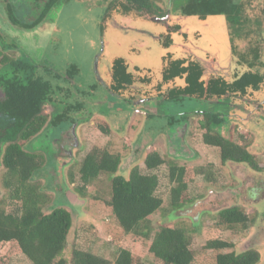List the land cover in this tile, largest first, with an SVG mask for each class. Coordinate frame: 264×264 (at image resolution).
Instances as JSON below:
<instances>
[{
  "label": "rangeland",
  "instance_id": "374dc122",
  "mask_svg": "<svg viewBox=\"0 0 264 264\" xmlns=\"http://www.w3.org/2000/svg\"><path fill=\"white\" fill-rule=\"evenodd\" d=\"M155 1L164 11L169 9L170 20L179 13L174 0L171 3L168 0ZM233 2L245 4L244 12L248 19H257L264 25V0H233ZM105 5V0H62L50 9L40 27L28 31L12 29L8 34L9 40L21 45L34 61L47 62L48 65L52 67L54 65L58 69H65L71 64L77 66L79 75L75 79L76 86L80 85L84 88L96 84L100 87V84L108 81V70L117 58L124 59L130 68L140 69L139 75H147L148 70L152 82L155 83L160 77L162 57L167 52L178 54L180 47H177V43L183 42L180 32H172L175 45L170 46L166 51L158 40V36L166 31L164 24L147 18L128 17H115L103 21ZM177 20L186 36L188 48L183 49L187 55L190 54L195 58L192 52L200 54L198 50H202L215 56L220 64L226 62L229 55V36L223 16H210L205 21H199L195 17H180ZM262 35L264 41V32ZM262 47L263 55L264 42ZM6 54L19 58L16 51L7 50ZM205 60H200L205 65L203 67H210L212 64L208 58ZM262 62L264 74L263 58ZM253 95L255 99H263L264 86H260ZM2 96L3 91L0 90V98ZM180 101L177 102L179 105L175 112H180L181 119V116L188 114L193 107L185 100ZM226 102V99L212 100L208 110L227 118L224 112ZM262 104L264 105V101ZM43 111L49 115L52 108L45 104ZM150 112L148 110V113ZM229 112H231L228 116L229 121L222 125L220 133L226 139L236 140L246 148L264 169V112L260 113L261 117L245 120V126L234 115L235 112L233 113L232 110ZM99 116L101 117L91 116L85 110L82 115L73 116L76 122L63 125L64 130L57 139L54 137L53 140L50 133L44 137L42 134L23 147L28 152H40L46 158L44 165L36 172L34 181L40 182L41 188L50 195L52 199L50 209L62 207L71 214L72 227L67 236V248L63 253L65 259L69 258L71 247L75 245L81 250L109 261L115 258L119 249H126L136 254L143 262H152V256L148 252L150 241L125 235L117 226L110 208L105 205L110 195L112 175H100L85 187L84 195L77 192L82 186L78 169L85 154L95 146L121 156L117 175L125 178L133 166L138 167L142 173L146 172L142 164L143 158L151 151L158 152L166 161H173L191 169L196 167L207 169V166L211 165L213 172L211 181L208 182L204 180V176L197 175L188 185V195L194 199V202L179 212L168 214L167 217L165 204L170 189L167 169L161 166L155 172L159 178L157 195L163 199L164 209L150 217L151 225L156 230L158 224L165 220L177 226L193 228L192 264H213L215 252L203 249L207 241L215 239L231 241L234 243L233 251L239 252L247 243V237L253 235V231H259L261 236L264 235V220L256 229L252 228V225L246 234L210 226L211 218L221 209L238 205L248 216L255 217L257 214L253 209L257 208L258 212L262 210L264 201L249 203L250 200H247L245 203L240 196L233 195L232 190L235 189L238 178H242L243 174L252 175L253 172L231 162L221 164L218 151L202 144L203 131L199 129L201 115L193 117L185 115L172 130L163 128L165 122L162 115L150 114L146 118L142 114L132 115L130 112H124L118 115ZM103 124L110 127L109 135L99 131V125L103 126ZM53 141L57 142L53 143ZM2 172L0 166V176ZM2 195L4 191L0 188V197ZM45 211L49 210L45 209ZM258 216L264 217V212L260 211ZM5 250L6 247L2 246L0 254L3 255ZM10 259L9 264H30L21 255H13Z\"/></svg>",
  "mask_w": 264,
  "mask_h": 264
},
{
  "label": "trees",
  "instance_id": "16d2710c",
  "mask_svg": "<svg viewBox=\"0 0 264 264\" xmlns=\"http://www.w3.org/2000/svg\"><path fill=\"white\" fill-rule=\"evenodd\" d=\"M105 16H158L162 8L155 0H106ZM181 14L205 21L210 16H223L226 22L229 40L233 37L244 39L251 34H258L261 22L251 20L245 15V4L234 3L233 0H174ZM47 9H44L45 16ZM253 28L257 30L254 31ZM165 46L172 41L168 34ZM253 47L246 53H238L234 62L233 80L226 82L206 83L201 81V69L192 62L182 63L168 60L162 82H173L176 77L184 79L182 87L171 89L168 99L180 101V96L219 97L233 88V92H244L249 87L258 88L264 85V79L256 71L251 72L258 63L259 49L257 37L252 38ZM240 52V51H239ZM8 65L5 75H0V166L3 172L0 176V188L4 195L0 197V249L6 247L0 254V264H9L11 256L21 255L30 264H192L194 252L191 249L193 228L177 226L171 222L162 221L156 230L153 229L150 217L164 209L163 199L157 195L159 178L155 173L165 166L170 185L166 217L181 211L192 204L194 199L188 195V185L194 176L202 175L204 180H212L211 165L189 168L166 161L158 152L145 154L143 166L145 173L133 166L125 178L117 175L121 156L112 154L105 148L93 147L85 154L78 169L81 187L77 192L84 195L85 187L100 175H112L110 180V195L105 205L110 208L117 226L125 235H133L143 240H149L148 252L152 262H143L136 254L126 249H119L115 258L109 261L75 245L71 247L68 259L64 258L67 248V236L72 227L71 214L62 207L50 209L52 199L41 188L40 182H35V174L44 165L46 158L40 152L26 151L24 145L36 138L48 124V118L42 113L44 102H53L55 91L50 82L37 76L36 69L28 62L15 61L7 57L2 60ZM168 66V65H167ZM75 69V68H74ZM73 69V70H74ZM70 77V73H68ZM72 77V75H71ZM139 83L147 84L149 79L138 77ZM160 81L158 85L160 86ZM135 82L134 75L129 71L128 64L123 59H116L111 67L112 92L120 93L127 90ZM57 92H60L57 87ZM177 101V102H178ZM67 112L56 114L49 124L57 125L67 120ZM190 113L189 115H193ZM167 125L174 129L181 119L171 115ZM224 125L219 113L205 110L199 120V129L203 131L201 142L204 146L218 151L221 164L228 162L246 164L248 167L260 169L254 156L236 140L226 139L220 129ZM167 127V126H166ZM110 127L99 125V131L110 134ZM149 131V130H148ZM242 138V137H240ZM72 177V176H71ZM72 180V178H71ZM45 209L49 211L46 212ZM256 217L248 216L239 207L224 208L218 211L210 220V226L222 230H236L246 234ZM234 243L219 239L207 241L204 250L215 252L213 264H257L260 255L256 250L249 249L237 253L233 251Z\"/></svg>",
  "mask_w": 264,
  "mask_h": 264
},
{
  "label": "flooded vegetation",
  "instance_id": "af4514ba",
  "mask_svg": "<svg viewBox=\"0 0 264 264\" xmlns=\"http://www.w3.org/2000/svg\"><path fill=\"white\" fill-rule=\"evenodd\" d=\"M62 0H0V75H5L8 69V65H4L2 60H4L5 57L17 61H24L28 62L30 66L34 67L37 72V76L41 77L43 81L50 82L52 85V88L55 91V95H53V102L46 101L42 105V113L48 118V124L43 129V131L37 136L47 135L50 133L55 139H57V136L62 132L63 125H68L70 122H76L74 115H82L85 113V110L88 112L89 115H94L101 117L99 115H106V114H112V115H118L119 113L124 112H130L132 115L136 114H142L146 118L149 117L150 114L155 115H162L163 120L165 122V125L163 128L167 126L169 130H172L168 127L167 122L169 119H171V115L180 116V112H175L178 100H170L168 99V94L171 92V89H179L182 87L184 83V79L181 77H176V79L173 82H162L160 81L162 79V74L165 70V68L169 67L168 60L173 61H179L182 63L192 62L197 64L198 68L201 69V81L204 80L205 84L210 82H226L227 85L231 83L233 80L232 76L234 74V65L235 61L239 58L237 55H234L232 48H236L238 53H246L249 51L251 47H253V43H251L252 38L257 37L258 42V49H259V58L258 63L255 64L254 68L250 67V71H256L264 79L263 74V62L262 58L264 59V54L262 55V33L264 32V25L261 22V26L258 29V34H251L252 37H247L244 39H238L233 37V40H229V55L224 64H220L215 56H212L202 50H198L200 54L193 51L192 53L195 55V58L190 56V54H186L187 52L184 50L185 48H188L186 44V36L182 31L181 25L178 24V18L180 17H187L181 14L180 10L179 13H177L173 19L170 20V14L169 9H165V11H162V14L158 16H149V15H143V16H136V18H147L152 19L155 22L162 23L166 26V31L163 35L158 36V40L160 41V44L166 49V51L170 48V46L175 45L174 40L172 38V32H180L181 34V41L178 42L177 47H180L178 49V54H174L172 52H167L165 56L162 57V66L160 69V77L159 79L153 83L152 77L150 76V72L147 70V75H139L140 69L137 67L130 68L128 65L129 71L134 75L135 82L132 86H130L125 91H120V93L112 92L110 89L111 85V67L108 70V81L103 82L100 84V87L95 85H91L89 87H82V86H76L75 79L79 75V70L77 66L71 64L65 69H58L54 65L53 67L48 65L47 62H39L34 61L32 58L28 56V54L25 52L24 48L20 45H17L16 42L9 40L10 37L8 36L9 32L14 30H22V31H28L32 30L34 28L40 27L43 22L45 21V18L50 11V9L55 6L57 3L61 2ZM106 1V0H105ZM172 0H168V2L171 3ZM159 4V3H158ZM107 6V1L105 5V9ZM162 8V7H161ZM34 9V11H33ZM44 9H47L45 16L42 14ZM36 11V12H35ZM115 17L122 18V17H128L131 19H135L130 16H116L112 15L110 17L105 16L103 17V21L105 20H112ZM102 21V22H103ZM170 21H173L170 22ZM254 31H256V28H253ZM170 35L172 41L169 43V46H165L162 42L165 41L166 35ZM184 48V49H183ZM16 51L19 54V58H13L6 54V51ZM240 51V52H239ZM205 58H208V61L212 65L210 67H203V62L200 60H205ZM122 59V58H117ZM200 59V60H199ZM116 60V59H115ZM114 60V61H115ZM124 60V59H123ZM113 61V62H114ZM125 61V60H124ZM126 62V61H125ZM207 62V60H205ZM126 64H128L126 62ZM168 65V66H167ZM205 66V65H204ZM75 68V69H74ZM74 69V70H73ZM209 73H208V72ZM68 73H70V77L68 76ZM72 75V77H71ZM147 77L149 79V82L147 84L139 83L138 77ZM160 81V86L158 85V82ZM262 86V85H261ZM264 86V85H263ZM57 87H59L60 92H57ZM260 87L253 88L249 87L247 91L244 92H233V88H230L229 90L222 93L219 97L214 96L208 97V95L203 96H187L183 97L184 95H181L180 100H185V102L189 103V106L193 107V109H190L188 114H184L181 117H184L185 115L193 117L194 115H201L205 110H208V105L212 100L214 101H220V100H227V102L224 105V112H226V117L223 118L222 115L220 117L223 119L224 124L228 123L229 118L228 116L232 112L236 115L242 123L243 126H245L244 121L250 120L252 118L261 117V114L264 112V105L262 104L263 99H255V96L253 95L256 93ZM2 90V89H0ZM97 93H101L100 95H97ZM182 101V102H183ZM98 102V104H97ZM181 102V101H178ZM45 104L50 105L52 108V111L49 113V115H46L43 111V108ZM211 105V104H210ZM215 106V105H211ZM148 110L151 111L148 113ZM66 111V117L67 120H62L57 125H51L49 124L50 121L53 119V117L56 114L62 113ZM194 113L193 115H189L190 113ZM77 119V118H76ZM181 122V121H180ZM74 123H71L73 125ZM186 126V125H185ZM186 128V127H185ZM47 129V130H46ZM46 130V131H44ZM55 132L57 134H55ZM36 137V138H37ZM57 141H53L55 143ZM48 143V141H46ZM52 145V143H51ZM45 151L46 149L42 147ZM47 152V150L45 151ZM255 158V157H254ZM236 164V163H233ZM259 165V163H258ZM236 166H244L248 170L253 172L255 175H244L242 178H238L235 184V189L232 190L233 195H238L241 197V200L243 202H247V200H250L249 203H253V201H264V169L259 165L260 169L254 170L250 167H248L246 164H237ZM260 176V177H258ZM233 198V197H232ZM262 198V199H261ZM261 199V200H260ZM252 201V202H251ZM257 204V203H256ZM254 204V208H255ZM231 207H239L238 205H234ZM229 207V208H231ZM240 208V207H239ZM241 209V208H240ZM256 214V220L255 224L252 228L256 229L258 226L262 225L264 217L259 218V212H264V207L262 210L258 212L257 208L253 209ZM256 216V215H255ZM260 224L258 225V222ZM257 224V225H256ZM253 235H249L247 237V243H245L244 248H242L239 252L249 249L256 250L260 255L261 261L259 264H264V235L261 236V233L259 231H253ZM252 233V232H251ZM250 233V234H251ZM260 233V234H259Z\"/></svg>",
  "mask_w": 264,
  "mask_h": 264
},
{
  "label": "water",
  "instance_id": "95a60500",
  "mask_svg": "<svg viewBox=\"0 0 264 264\" xmlns=\"http://www.w3.org/2000/svg\"><path fill=\"white\" fill-rule=\"evenodd\" d=\"M72 136H73V137L75 136L74 133H72Z\"/></svg>",
  "mask_w": 264,
  "mask_h": 264
}]
</instances>
